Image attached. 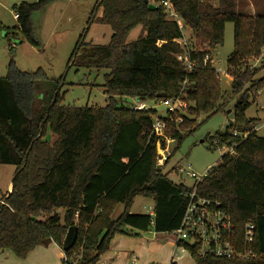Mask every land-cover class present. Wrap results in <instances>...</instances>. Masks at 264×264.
<instances>
[{
	"label": "trees",
	"instance_id": "trees-1",
	"mask_svg": "<svg viewBox=\"0 0 264 264\" xmlns=\"http://www.w3.org/2000/svg\"><path fill=\"white\" fill-rule=\"evenodd\" d=\"M54 0L22 2L13 7L18 26L10 46L17 45L15 32L30 45L31 16ZM163 0H149L157 10H148L144 0H98L87 25L95 20L107 25L112 35L107 45L86 44L87 30L78 38L67 70L105 71L104 107H73L62 104V77L47 79L45 72H22L10 61L0 78V165L15 168L11 191L0 200V252L25 259L38 247L62 243L67 230L77 227L75 245L63 252L66 264L76 255V264H97L117 234L125 230L171 234L181 222L190 187L174 183L156 165V144L163 139L152 132L154 110L136 111V103L187 100L192 103L179 129L175 114L161 119L171 140H181L201 116L211 117L238 97L232 107V122L214 135L217 143L230 146L240 140L234 131L248 133L224 154L202 179L196 194L211 203L234 225L237 250L243 249L246 224L255 227L250 260L197 256L194 246L178 242L195 264H264V138L250 130L254 121L245 117L264 87L260 69L247 65L264 49V16L238 11L237 0H169L182 23L167 19ZM100 11L101 16L97 18ZM233 24L234 53L227 60L232 78L229 96L220 89L219 75L211 66L212 51L223 45L225 24ZM140 27L135 41L127 37ZM183 28L193 36L190 46H180ZM9 37V32H4ZM188 52L195 68L187 72L177 61ZM259 60V59H258ZM121 99L134 103L125 104ZM228 99V100H227ZM170 129V130H169ZM195 130V128H194ZM163 141V140H162ZM167 163V162H166ZM177 173V172H176ZM150 200L153 215L132 214L135 199ZM118 206L120 216L111 215ZM78 256V258H77ZM74 264V263H72Z\"/></svg>",
	"mask_w": 264,
	"mask_h": 264
},
{
	"label": "rangeland",
	"instance_id": "rangeland-1",
	"mask_svg": "<svg viewBox=\"0 0 264 264\" xmlns=\"http://www.w3.org/2000/svg\"><path fill=\"white\" fill-rule=\"evenodd\" d=\"M37 1L0 0V78L6 76V67L10 61L22 72H35L37 69H41L49 80L56 81L62 77L60 96L63 98V105L104 107L106 97L103 94L102 86L104 84L103 76L106 72L81 69L76 71L73 67L67 70L68 60L79 36L84 31L88 29L85 38L86 44L107 45L109 42L112 31L107 25H102L97 20L90 26L87 25L98 0H54L43 11L35 12L31 16L32 39L37 43V46L30 45L18 31L15 34L16 39L20 42L15 46H10L11 33L14 32L13 28L18 26L14 18L13 7L22 2L31 4ZM210 1L215 5L217 0ZM237 3L238 11L242 14L248 16L263 14L264 16V0H237ZM100 16L99 11L97 18ZM5 31L9 32L8 38L4 37ZM139 34L140 27L135 28L127 37V42L135 41ZM182 34L183 38L179 41L180 46H190L193 42L191 31L188 28H183ZM233 53V24L227 23L224 27L223 45L212 51L210 59L214 70L221 71L219 75L220 89L223 94L226 93V96H229L232 82V78L228 74L227 60ZM258 59H251L247 63L250 67L260 69L256 79L264 76V58L257 62ZM121 100L125 104L134 103L128 99ZM237 100L238 97H231L227 106L215 115L197 118L190 130L180 131V129L179 132L182 135L189 133L181 140H171L168 137V132L164 133L160 146H156V149L160 148V152L156 154L161 157V150L164 149L162 157L165 160L161 159L163 165L160 167L166 164L163 172L168 173V178L172 182L190 187L194 179L188 177L187 172H192L197 178H200L210 168H215L218 165L224 152L216 146L214 135L223 132L229 123L234 121L232 107ZM249 103L250 107L245 112V117L254 121V127L258 128L256 135L264 138V87L257 91L254 99H249ZM145 104L152 107L157 116H165L166 107L159 105L160 101H151ZM178 105L185 107L184 110L179 108L180 110L176 111V120L173 121L176 127L183 123L182 115L187 114L192 103L187 100H178L176 106L178 107ZM170 127L167 124V128ZM177 128L179 129V127ZM205 137L207 138L205 139ZM14 170L13 166L0 165V200L5 197L3 196L5 187L12 180ZM180 173H183L182 179L178 176ZM152 206L150 200L138 197L131 208V213L147 214L148 207ZM122 211L123 207L118 206L112 213L111 219H117ZM55 247L62 254L61 261L53 253L44 251L49 249L38 247L25 259H18L9 252L0 258V264H66L64 253L57 245ZM173 252H175V259L178 260L176 264H195L183 248L176 246L175 237L172 234L156 235L152 230L148 232L125 230L124 234H117L111 240L109 250L104 255L108 257L113 254L116 259L114 264H131L132 262L136 264H168ZM80 254L81 250L78 248L77 252L68 260L71 262L70 264H76L74 258ZM99 262L100 260L97 264Z\"/></svg>",
	"mask_w": 264,
	"mask_h": 264
},
{
	"label": "built area",
	"instance_id": "built-area-1",
	"mask_svg": "<svg viewBox=\"0 0 264 264\" xmlns=\"http://www.w3.org/2000/svg\"><path fill=\"white\" fill-rule=\"evenodd\" d=\"M160 5L164 8L167 19L175 21L179 28H182V23L175 14L173 6L169 0H163ZM262 58H264V49L260 54V59ZM176 59L178 62L183 64V67L187 72H190L195 68L194 63L190 62L188 52L186 51H184L183 55H178ZM259 60H257V62H259ZM216 72L218 75L221 73L220 70H217ZM177 102L178 99H172L169 101H160L161 104L159 105H164L166 107V114H175L176 111L180 110L179 108L184 110L185 107L184 105H178L177 107ZM133 109L136 111H143L151 110L152 107H149L145 103H136ZM161 118V116L152 117V132L159 138L164 137V133L167 131V123ZM250 131L256 133L257 128L253 127ZM232 136L242 141L248 136V133H238L237 131H234ZM161 140L157 141L156 146H160ZM240 141L233 143L230 146L219 144L217 141L215 144L222 149L224 154L232 155L234 153L235 146H237ZM159 152L160 148L156 149V153ZM161 152V157L157 154V166L163 165L161 159L163 158L164 149L161 150ZM162 160L164 161L165 159L163 158ZM210 169L200 178H197L192 172L186 173L188 177L194 179V182L190 186L189 192L186 194L185 210L179 227L171 233L175 237L176 246L178 242L192 245L197 250V256L200 257L212 256L227 260L234 258L240 260L253 259L255 258V254L251 250L250 246L252 245L255 237L254 225L248 223L244 226L243 249L242 251L237 250L233 240V237L235 236V228L230 218L219 210V204L211 203L196 194L197 185L208 175ZM178 176L182 179L183 173L178 174ZM147 213L152 216L153 207H148ZM169 264L173 263L170 262Z\"/></svg>",
	"mask_w": 264,
	"mask_h": 264
},
{
	"label": "crops",
	"instance_id": "crops-1",
	"mask_svg": "<svg viewBox=\"0 0 264 264\" xmlns=\"http://www.w3.org/2000/svg\"><path fill=\"white\" fill-rule=\"evenodd\" d=\"M14 18H15V16H14ZM16 19V18H15ZM257 131H258V128H257ZM10 191H11V180L7 183V185H6V187H5V191H4V195L3 196H7V194H9L10 193ZM0 199H1V197H0ZM154 233V232H153ZM155 234V233H154ZM157 235V234H156ZM115 236H117V235H115ZM114 236V237H115ZM113 237V238H114ZM178 247V246H177ZM46 249H49V250H44V251H49L50 253H53L54 255H55V257L59 260V261H61V259H62V254L59 252V250L55 247V245H50L49 247H47ZM42 250V249H41ZM40 251V250H39ZM38 251V252H39ZM9 252H0V258L3 256V255H7ZM186 253H187V255H189V253L186 251ZM174 254H175V252H173L172 254H171V257H170V260H169V262H168V264L171 262V263H173V264H176L177 263V259H175V256H174ZM190 256V255H189ZM115 257L113 256V254H111V255H108V257H106V255H104L103 257H101V259H100V262H99V264H114V262H115ZM131 264H136L135 262H132Z\"/></svg>",
	"mask_w": 264,
	"mask_h": 264
},
{
	"label": "water",
	"instance_id": "water-1",
	"mask_svg": "<svg viewBox=\"0 0 264 264\" xmlns=\"http://www.w3.org/2000/svg\"><path fill=\"white\" fill-rule=\"evenodd\" d=\"M144 3L147 5L148 10L151 11L157 10V7L151 4L149 0H144ZM206 138L207 137H205V139ZM76 239H77V227L72 226L66 232L65 238L62 243V252L65 253L71 250L75 245Z\"/></svg>",
	"mask_w": 264,
	"mask_h": 264
}]
</instances>
